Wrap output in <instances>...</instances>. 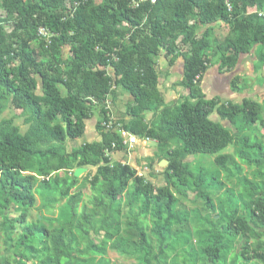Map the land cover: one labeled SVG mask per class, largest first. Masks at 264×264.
<instances>
[{
	"label": "trees",
	"instance_id": "trees-1",
	"mask_svg": "<svg viewBox=\"0 0 264 264\" xmlns=\"http://www.w3.org/2000/svg\"><path fill=\"white\" fill-rule=\"evenodd\" d=\"M228 1L232 7L231 14L225 0H214L213 4L206 0H102L99 6H95L93 0H87L79 5V9L86 11L90 7L92 14L88 13L86 19L77 14L75 20L63 22L58 10L65 0H3L8 14L18 16L15 23L18 31L32 29L35 33L41 26L52 35L47 55L53 64V72L47 74L42 70L43 63L34 57L29 42L32 38L13 49L0 21V103L8 101L21 110L25 114L23 123L28 127L21 134L12 120L0 121V233L6 252H13L16 257L15 264H28L27 253L31 254L30 259L35 260L34 264H61L57 254L61 249H69L71 242H66L67 234L63 229L50 234L38 227L39 220L28 223L27 212L35 203L33 187L38 178H43L42 184L47 188L51 186V192L58 193L67 202L71 226L78 215L77 206L82 198L77 191L79 180L73 174L59 178L57 173L72 170L75 163L77 167H97L93 182L103 186V194L108 200L106 202L100 197L98 204L107 212L115 210L116 213L115 218L111 215L109 220L104 217L102 225L120 230L116 221L120 210L114 206L132 181L133 197L144 198L139 216H152V233L161 238L164 231V245L177 206L176 198L169 192V185L196 193L208 211L226 222V227L216 223L207 230L206 247L202 251L207 264L226 263L228 245L224 237L248 235L256 228L264 230V190L251 203L254 220L239 216L236 210L227 214L221 207L213 205L208 193L210 185L203 172L192 173L183 165V161L190 156L207 155L216 156L215 164L224 167V156L218 154L236 141L228 128L210 119L213 113L231 125H236L240 119L244 129L258 122L264 125V120L260 118L261 107L256 102L244 99L241 105L218 106L214 99L205 98L197 84V78L202 76L207 64L203 53L209 46V35L205 31L201 34V43L194 41L193 29L188 21L196 10L204 25L218 20L229 22V36L216 46V53L225 56L227 63H238L255 45L264 46V24L256 16H244L242 12L248 6L263 7L264 0ZM40 11H44L43 14ZM120 24L135 29L129 46L123 43L124 33L116 29ZM75 26L78 31L88 29L89 39L80 42L71 37L70 32ZM144 26L148 27V32L141 31V35L137 36ZM184 32L193 45L190 56H182L183 77L190 101L185 100L161 111L158 109L153 120L146 123L142 115L155 111L153 101L157 97L158 84L151 57L162 46L171 53L167 46L168 38H175ZM41 45L45 47L43 43ZM64 47H68L72 58L67 69L62 67L61 51ZM108 66L112 67L118 84L133 100V106L129 108L133 120L122 129L141 140L147 138L154 141L161 153L170 145H178L168 160L167 186L156 194L130 166L110 165L107 157L119 151L123 142L117 131L102 133L100 142L85 144L69 155L65 153L64 142L79 139L85 132L84 122L91 118L86 104L93 101L101 103L110 93L111 80L101 70ZM35 75L40 79L41 96L35 94L38 87ZM60 86L66 90L65 96L61 94ZM3 111L4 106L0 105V114ZM57 121L63 125H54ZM113 145L118 148L114 149ZM242 147L256 149L264 161L262 146L249 147L248 139L244 138ZM248 164L259 163L248 160ZM54 173L56 176L51 178ZM14 203L23 208L16 218L10 217L9 213ZM83 217L90 225L91 218L86 214ZM130 226L136 231L138 253H146L141 262L149 264L150 239L137 219L130 222ZM38 244L44 248L51 244L54 253H49L47 249L36 252L34 246ZM245 254L248 255L246 250L241 255L244 257ZM256 259L262 260L264 256L254 253L253 257L246 258L248 261ZM3 264H11L10 259Z\"/></svg>",
	"mask_w": 264,
	"mask_h": 264
},
{
	"label": "rangeland",
	"instance_id": "rangeland-1",
	"mask_svg": "<svg viewBox=\"0 0 264 264\" xmlns=\"http://www.w3.org/2000/svg\"><path fill=\"white\" fill-rule=\"evenodd\" d=\"M87 0H65L63 6L58 10L63 22L75 20L79 14L87 18L88 13L92 14V8L86 11L79 9V5ZM153 1V0H152ZM213 4L214 0H206ZM228 13L231 14L232 7L228 0H225ZM95 6L102 4V0H93ZM259 5L248 6L244 9V16H256L257 20L264 24V16L258 15L262 12ZM44 11H40L43 14ZM79 12V13H78ZM39 13V14H40ZM17 14L10 16L3 0H0V21L2 28L7 34L13 49H17L22 41L29 40L34 57L38 62H42V70L47 74H52L53 64L47 55V47L50 44L51 33L44 27L38 26L36 32L29 29L27 32L18 31L15 28ZM189 26L193 29V38L197 43H201V34L207 32L208 48L204 51V61L207 63L205 71L197 84L206 99H214L218 106L241 105L244 99L259 102L261 111L260 118L264 120V46L255 45L253 49L244 56L243 61L232 63L225 61V56L216 53V46L221 45L230 34V24L224 20H218L213 24L204 25L201 23L200 13L196 10L189 17ZM82 24V23H81ZM124 33L123 43L128 46L131 44V37L135 34V29L125 24L116 27ZM148 32V27L137 32V36ZM141 32V33H140ZM35 34V35H33ZM34 36V38H33ZM71 37H75L82 42L89 39L88 29L78 31L75 28L70 32ZM77 36V37H76ZM187 34H180L175 38H168L167 48L162 46L152 55V61L157 74V97L153 101L155 111L145 112L142 115L146 123H150L156 115V110L172 108L179 103L189 100L184 73V61L182 56H190L193 48L192 42L187 38ZM44 44L43 47L41 44ZM137 43V42H136ZM63 69L69 67L71 54L68 47L62 49ZM114 58V56H113ZM111 80L110 93L101 103L95 101L87 103V113L91 116L90 120L85 121V132L83 136L76 140H66L64 148L66 154L79 150L85 144L100 142V135L105 132H116L123 126L129 124L133 118L129 115V108L133 106L130 95L118 84L111 66L101 68ZM38 82L35 91L37 96H41L40 79L37 75L33 76ZM219 77V79H218ZM220 80V81H219ZM63 96L66 90L60 86ZM4 111L0 114L1 120H12L21 134L27 130L24 125V113L16 109L8 101L1 102ZM212 121H221L216 113L210 116ZM223 124L234 135L236 144H233L220 152L218 155L224 156V167L215 164L216 156H190L183 161L188 170L192 173L203 172L206 176L207 184L210 185L208 193L215 207H221L227 214L236 210L239 216L252 218L251 203L256 197L261 196L264 190V161L261 160L256 149L252 145H260L264 150V125L261 123L250 124L244 129L240 119L236 125H231L227 121ZM63 125L57 121L54 125ZM99 126V127H98ZM110 126V127H108ZM248 139L250 148L242 147V140ZM178 145H170L161 153L158 145L149 139L139 140L138 144L129 149L123 143L119 151H115L109 158L110 165L117 167L120 165L130 166L138 177L149 184L156 194L159 189L165 188V177L169 165L170 153ZM118 148L117 146L114 149ZM252 160L258 165L248 164ZM77 163L72 165V170H63L57 175L59 178L71 177L76 169L82 168L86 171L78 178L77 191L81 193V201L77 206V217L71 221L69 207L65 199H61L58 193H52V187H45L42 184L43 178H38L33 187L35 197L34 206L28 209L27 222L36 223L38 227L44 228L50 234L55 230L63 229L67 234L66 242H71L69 249H61L57 254L61 264H144L141 258L146 253L139 254L138 238L136 231L130 226V222L137 219L139 226L145 231L150 239L151 253L149 264H207L203 258L202 251L206 247L207 230L211 225L226 227V222L218 218L217 214L208 211L204 207L202 200L198 199L196 193L188 191L184 187L169 185V192L177 200L175 218L170 224L168 240L164 245L162 237L157 238L153 233L154 219L152 216H139L144 204L143 197H133V182L128 183L125 194L115 203L114 208L120 210V215L116 221L120 225L117 231L114 226L105 227L102 225L103 218L109 215L116 217L115 210L107 212L104 207L98 204L102 197L108 202L103 194L104 188L99 183H94L93 178L97 174V167H77ZM56 173L51 175L54 178ZM258 189V190H257ZM252 190H256L255 193ZM23 208L17 204H12L9 210L10 217L16 218ZM109 213V214H107ZM83 214L91 218L90 225L86 224ZM107 220V219H106ZM17 232V231H16ZM167 236V235H166ZM228 249L225 254V264H264L262 260H246L253 257L254 253L264 256V230L255 229L248 235L237 237H224ZM47 249L49 253H54L51 244L44 248L38 244L34 246L36 252ZM248 252L243 257L244 251ZM247 255V256H246ZM249 256V257H248ZM28 264H34L31 254H25ZM10 259L11 264H15L16 257L8 253L2 244L0 233V264L6 259Z\"/></svg>",
	"mask_w": 264,
	"mask_h": 264
},
{
	"label": "built area",
	"instance_id": "built-area-1",
	"mask_svg": "<svg viewBox=\"0 0 264 264\" xmlns=\"http://www.w3.org/2000/svg\"><path fill=\"white\" fill-rule=\"evenodd\" d=\"M262 9H263L262 12H259V14H258L260 16H264V5H263ZM108 127H110V126H108ZM116 131L119 133L121 139L123 140L122 143L125 146H127L129 149H132L133 147H135L138 144V141L140 140L139 138H137V137L129 134L128 132L124 131L122 128H120L119 130H116ZM113 147H114V145H113Z\"/></svg>",
	"mask_w": 264,
	"mask_h": 264
},
{
	"label": "water",
	"instance_id": "water-1",
	"mask_svg": "<svg viewBox=\"0 0 264 264\" xmlns=\"http://www.w3.org/2000/svg\"><path fill=\"white\" fill-rule=\"evenodd\" d=\"M86 170L85 169H82V168H79V169H76L74 172H73V177L78 179L80 178V176L85 172Z\"/></svg>",
	"mask_w": 264,
	"mask_h": 264
},
{
	"label": "crops",
	"instance_id": "crops-1",
	"mask_svg": "<svg viewBox=\"0 0 264 264\" xmlns=\"http://www.w3.org/2000/svg\"><path fill=\"white\" fill-rule=\"evenodd\" d=\"M243 59H244V56L241 57V59H240V61L238 62V64H240V63L243 61ZM218 79H219V77H218ZM219 81H220V80H219ZM257 104H259V102H257ZM259 105H260V104H259ZM219 119H220V118H219ZM214 122L220 123L223 127L227 128V127L223 124L222 120H221V121H214Z\"/></svg>",
	"mask_w": 264,
	"mask_h": 264
}]
</instances>
